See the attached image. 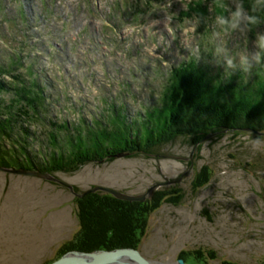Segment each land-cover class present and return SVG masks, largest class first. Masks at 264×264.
<instances>
[{"label": "rangeland", "instance_id": "obj_1", "mask_svg": "<svg viewBox=\"0 0 264 264\" xmlns=\"http://www.w3.org/2000/svg\"><path fill=\"white\" fill-rule=\"evenodd\" d=\"M217 1L230 10V21L238 1ZM196 2L0 0V66L13 54L26 64L34 62L49 80L44 93L50 95V115L58 124L74 129L82 119L89 126L107 114L105 102L113 101L126 106L125 123L137 132L138 116L161 99L172 67L195 59L213 69L240 71L241 57L247 58L248 70L258 64L255 39L264 28L250 32L241 12L235 28L229 24L225 31L209 14L210 24L201 29L197 18L187 14ZM11 97L0 94L4 104ZM14 121L12 136L1 135V143L13 144L25 127L30 138L15 143L25 144V151L6 148L15 156L0 154V264H44L71 244L90 252L104 250L90 243L77 218L78 195L93 187L145 195L143 202L132 201L139 203L152 202L155 193L164 196L135 248H120L146 253L153 264H264V130L208 133L196 142L178 137L147 154L130 148L111 158L83 161L69 156L74 130L58 135L52 147L46 139L51 126L21 128ZM1 159L23 167L7 168ZM203 167L207 182L196 188ZM96 193L125 201L104 191L88 194ZM59 214L65 223L54 227ZM50 220L51 227L45 228ZM43 232L47 239L42 245Z\"/></svg>", "mask_w": 264, "mask_h": 264}, {"label": "trees", "instance_id": "obj_2", "mask_svg": "<svg viewBox=\"0 0 264 264\" xmlns=\"http://www.w3.org/2000/svg\"><path fill=\"white\" fill-rule=\"evenodd\" d=\"M141 1L149 5L170 0ZM237 1L242 13L244 12L246 16H255L259 21L256 25H249L245 20L249 31L254 33L264 28V5L253 8L255 0ZM204 2L208 0H197L193 4L194 7L187 11V14L197 18L198 27L206 30L210 24L211 14L214 16L211 19L222 18L226 23L221 26L225 31L228 30L230 10L225 7L218 8L217 4L220 2L216 0H209L213 4L211 7ZM4 62L0 66V94H10L12 97L8 104H4L0 99V136H12L14 120H17L18 127L21 128L31 124L38 127L51 126L52 130L46 131V139L52 147H56L58 135L74 130L76 134L71 136L73 140L69 138L70 136L67 138L69 146L73 148L70 149L73 154L69 156L73 155L72 158L75 160L81 157L83 161H88L90 158L100 159L108 155L111 158L130 148L147 154L178 137H187L196 142L208 133L243 129L264 130V55L258 64L247 71L244 68L240 71L221 67L213 69L210 65L199 63L195 59L172 67L165 79L161 99L154 104L155 106L146 108V111L138 116L141 130L138 129L137 132L125 123L126 106L122 103L114 106L113 101L105 102L107 105H104V109L107 114L90 120L89 126L85 121L83 126L82 119L74 129L67 123L54 122L50 115L52 114L48 100L50 95L44 93L45 89L50 87L47 77L34 68V62L30 64L23 62L20 55L13 54L5 58ZM60 93L66 97L63 91ZM53 96L58 99L57 95ZM84 127L86 133L81 135ZM27 129L20 130L17 140L24 141L30 138L25 131ZM17 140L14 139L13 144L8 145L2 144L3 141L0 140V154L4 153L7 158L10 154L15 156L6 148L15 152H18L16 149L25 151V144L20 145V142L15 144ZM19 155L20 153L18 157ZM51 160L59 162L60 157L53 156ZM1 161L7 168H13L15 165L17 168L23 167L14 160ZM78 167V164L73 166L71 171ZM56 170L61 169L56 167ZM200 175L202 178H198L200 181L197 180L198 182L194 184L196 188L207 182L206 167L201 169ZM151 199L152 202L150 200L144 203L126 202L108 195L101 196L99 193L87 194L77 200V218L81 223V232H87L88 238L92 241L90 243H96L97 247L105 251L135 248L134 241L143 235L150 212L159 206L164 196L155 193Z\"/></svg>", "mask_w": 264, "mask_h": 264}, {"label": "water", "instance_id": "obj_3", "mask_svg": "<svg viewBox=\"0 0 264 264\" xmlns=\"http://www.w3.org/2000/svg\"><path fill=\"white\" fill-rule=\"evenodd\" d=\"M14 173L18 174H24V175H36L32 172H25V171H15V170H9ZM46 179H51L48 177H45ZM96 191H104L108 194H111L117 199L125 200V201H139L143 202L145 200V195L140 196H133L128 195L125 193H120L115 190H110L106 187H93L87 191H85L83 194L78 195V197H83L88 193H94ZM129 258V261H126ZM107 260V263H101V261ZM76 261L78 262H84L86 264H153L149 260L145 258V256L135 250V249H115L111 251H94L90 253H80V252H70L65 255H63L61 258L49 263V264H73ZM179 264H183L182 261H178Z\"/></svg>", "mask_w": 264, "mask_h": 264}, {"label": "clouds", "instance_id": "obj_4", "mask_svg": "<svg viewBox=\"0 0 264 264\" xmlns=\"http://www.w3.org/2000/svg\"><path fill=\"white\" fill-rule=\"evenodd\" d=\"M257 5H264V0H255L254 4L252 5L253 8H255ZM218 8H223L224 5L222 3L217 4ZM241 7L238 5L236 10L231 14V20L228 22L232 28H235L237 26V23L241 17ZM245 19L247 20L249 25H256L259 23V21L256 19L255 16H246ZM220 24H225L226 22L221 18L219 20ZM255 45L259 51L253 56V59L259 63L261 56L264 55V34H257L255 39ZM227 63L229 66H231L232 61L231 59L227 60ZM241 64L244 67V70H248V60L246 57H241Z\"/></svg>", "mask_w": 264, "mask_h": 264}, {"label": "bare ground", "instance_id": "obj_5", "mask_svg": "<svg viewBox=\"0 0 264 264\" xmlns=\"http://www.w3.org/2000/svg\"><path fill=\"white\" fill-rule=\"evenodd\" d=\"M206 6V5H205ZM9 202V201H8ZM7 202V203H8ZM10 204V203H9ZM6 210H7V208H5ZM9 213L10 214H12L13 216H14V213L15 212H13L12 210V207L11 206H9ZM11 211V212H10ZM8 213V212H7ZM4 215V214H3ZM62 215L63 214H59V215H57L56 217H54V220L52 221V222H54L55 224H53V226L54 227H59V225H63V223H65V220H63V217H62ZM7 216V215H6ZM5 217V216H4ZM17 217V216H16ZM16 217H15V219H16ZM53 219V218H52ZM51 220L48 222V223H46L45 224V228H48V227H51L50 225H51ZM41 238L42 239H44V240H42V245H43V243H46V239H47V234L45 233V232H43V233H41ZM56 237V236H55ZM11 241H15L16 243H20V240L17 242V240H11ZM21 243H22V245L21 246H23V242H22V240H21ZM24 245H25V243H24ZM12 248H16L15 246H11ZM127 261H129V258L127 259Z\"/></svg>", "mask_w": 264, "mask_h": 264}, {"label": "flooded vegetation", "instance_id": "obj_6", "mask_svg": "<svg viewBox=\"0 0 264 264\" xmlns=\"http://www.w3.org/2000/svg\"><path fill=\"white\" fill-rule=\"evenodd\" d=\"M73 243H80V244H86V243H84V242H79V241H74ZM74 246H77V245H70V246H68V247H66V250L64 251V252H61V254L59 255V256H57L56 258H54V259H52V260H49V262H46V263H44V264H49V263H51V262H53V261H55V260H57V259H59L60 257H62L63 255H65V254H67V253H70V252H80V253H90V251H86V250H81L82 248H76V247H74ZM69 247H71V248H69ZM74 247V248H73ZM140 252V251H139ZM144 256H145V258L147 259V260H149L151 263H156V261H154L152 258H150L146 253H143V252H141ZM217 264V263H216Z\"/></svg>", "mask_w": 264, "mask_h": 264}]
</instances>
